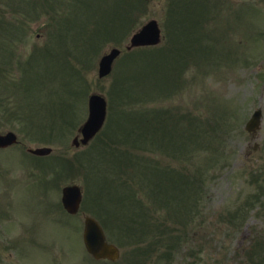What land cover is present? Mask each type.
Returning a JSON list of instances; mask_svg holds the SVG:
<instances>
[{"label": "rangeland", "instance_id": "rangeland-1", "mask_svg": "<svg viewBox=\"0 0 264 264\" xmlns=\"http://www.w3.org/2000/svg\"><path fill=\"white\" fill-rule=\"evenodd\" d=\"M149 19L160 45L125 51ZM91 93L106 121L76 149ZM8 131L19 144L0 150V264H106L86 253L85 216L120 263L264 264V0H0ZM39 146L53 151L27 154ZM72 184L76 216L60 207Z\"/></svg>", "mask_w": 264, "mask_h": 264}, {"label": "water", "instance_id": "water-1", "mask_svg": "<svg viewBox=\"0 0 264 264\" xmlns=\"http://www.w3.org/2000/svg\"><path fill=\"white\" fill-rule=\"evenodd\" d=\"M159 42V30L154 21L148 22L130 39V46L128 49L137 46L154 45ZM119 51L116 49L111 50L108 54L104 55L99 61V77L102 78L109 74L111 65L114 59L118 56ZM261 118V112L256 111L249 123L247 124L248 131H255L258 128ZM105 119V101L98 95H91L88 99V118L82 125L79 132L82 135L80 140L81 144H86L97 131L100 130ZM15 142V136L8 133L5 136H0V148L6 147ZM75 146H79V142L75 138L73 140ZM36 155H46L50 152L49 149H36L29 150ZM81 200L80 190L76 186L67 187L63 189L62 204L68 213L74 214L77 212ZM84 245L89 253L96 259L110 258L114 259L115 249L107 246L101 228L92 218H85L84 232H83Z\"/></svg>", "mask_w": 264, "mask_h": 264}]
</instances>
